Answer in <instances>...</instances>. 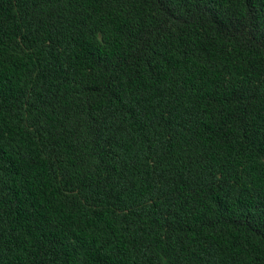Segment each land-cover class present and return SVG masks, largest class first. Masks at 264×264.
<instances>
[{
    "label": "trees",
    "instance_id": "obj_1",
    "mask_svg": "<svg viewBox=\"0 0 264 264\" xmlns=\"http://www.w3.org/2000/svg\"><path fill=\"white\" fill-rule=\"evenodd\" d=\"M0 264H264V0H0Z\"/></svg>",
    "mask_w": 264,
    "mask_h": 264
}]
</instances>
